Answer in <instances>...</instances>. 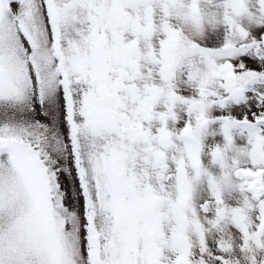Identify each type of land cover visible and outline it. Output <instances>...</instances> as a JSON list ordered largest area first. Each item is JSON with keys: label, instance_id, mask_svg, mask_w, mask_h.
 Masks as SVG:
<instances>
[{"label": "snow or ice", "instance_id": "obj_1", "mask_svg": "<svg viewBox=\"0 0 264 264\" xmlns=\"http://www.w3.org/2000/svg\"><path fill=\"white\" fill-rule=\"evenodd\" d=\"M0 264H264V0H0Z\"/></svg>", "mask_w": 264, "mask_h": 264}]
</instances>
